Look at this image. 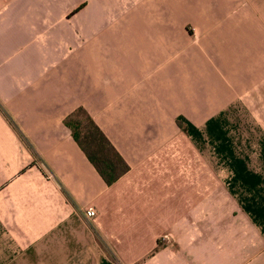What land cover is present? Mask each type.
Returning a JSON list of instances; mask_svg holds the SVG:
<instances>
[{"label":"crops","instance_id":"obj_1","mask_svg":"<svg viewBox=\"0 0 264 264\" xmlns=\"http://www.w3.org/2000/svg\"><path fill=\"white\" fill-rule=\"evenodd\" d=\"M0 264H264V0H0Z\"/></svg>","mask_w":264,"mask_h":264},{"label":"trees","instance_id":"obj_2","mask_svg":"<svg viewBox=\"0 0 264 264\" xmlns=\"http://www.w3.org/2000/svg\"><path fill=\"white\" fill-rule=\"evenodd\" d=\"M63 126L105 186L127 173L128 167L82 110L67 116Z\"/></svg>","mask_w":264,"mask_h":264},{"label":"rangeland","instance_id":"obj_3","mask_svg":"<svg viewBox=\"0 0 264 264\" xmlns=\"http://www.w3.org/2000/svg\"><path fill=\"white\" fill-rule=\"evenodd\" d=\"M77 10V9H76ZM80 10V9H79ZM78 11V10H77ZM94 14H95V12H94ZM115 14V13H114ZM80 26H82L83 27V25H80ZM110 26H112V27H115L116 25H110ZM81 31V30H80ZM77 32V31H76ZM231 122H233V121H231ZM243 122L244 121H242V124H243ZM212 172H213V168H212V160L211 159H209L208 157H207V153H206V170H205V173H206V175H211L212 174Z\"/></svg>","mask_w":264,"mask_h":264},{"label":"built area","instance_id":"obj_4","mask_svg":"<svg viewBox=\"0 0 264 264\" xmlns=\"http://www.w3.org/2000/svg\"><path fill=\"white\" fill-rule=\"evenodd\" d=\"M85 218L89 220H93L95 218V214L92 210L85 211Z\"/></svg>","mask_w":264,"mask_h":264}]
</instances>
